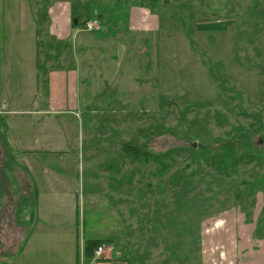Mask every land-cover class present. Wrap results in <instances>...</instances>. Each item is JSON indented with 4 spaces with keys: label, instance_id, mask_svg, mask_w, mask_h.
Listing matches in <instances>:
<instances>
[{
    "label": "rangeland",
    "instance_id": "1",
    "mask_svg": "<svg viewBox=\"0 0 264 264\" xmlns=\"http://www.w3.org/2000/svg\"><path fill=\"white\" fill-rule=\"evenodd\" d=\"M28 1L31 9L39 2ZM49 1L26 17L27 24H40L35 31L34 22L23 30L20 16L9 19L7 11L18 12L14 0H1V75L12 85L34 87L35 66L46 67L54 47L47 32ZM151 6L164 7L165 14L153 34L150 69L140 65L137 71L149 76L147 85L119 96L105 91L91 97L88 109L80 104L69 118L60 114L52 133L59 155L41 159L45 166L52 159L49 166L67 181V171H85L86 231L105 229L115 237L110 243L93 239L113 245L97 257L95 250L88 257L84 241H76L81 264H202L201 224L211 226L212 214L241 205L248 217L254 209L264 216V0ZM39 75L46 88V73ZM42 135L50 129L43 127ZM4 157L3 151L0 166L17 170L19 159ZM67 187L58 188L72 190ZM104 200L117 208L100 210ZM32 251L36 259L51 256Z\"/></svg>",
    "mask_w": 264,
    "mask_h": 264
},
{
    "label": "crops",
    "instance_id": "2",
    "mask_svg": "<svg viewBox=\"0 0 264 264\" xmlns=\"http://www.w3.org/2000/svg\"><path fill=\"white\" fill-rule=\"evenodd\" d=\"M14 1L18 12L7 11L9 19L20 16L23 30H28L32 22L35 31L40 30L36 21L27 24L26 17L37 15L42 0L34 9L28 0ZM164 2L50 0L47 32L54 47L50 57L45 58L46 67L41 70L35 66L34 87L23 89L20 82L12 85L10 77L2 78L0 62V154L4 151V159H19L15 163L17 170L0 166V264H81L76 241H84L86 248V239L101 238L110 243L115 238L105 229L97 233L86 231L85 171H67L71 177L67 181L64 173L65 177L49 166L52 159L46 166L41 159L59 155L53 135L59 127L60 114L69 118L80 104L81 110L84 106L88 109L91 97L106 95L105 91L114 90V95L119 96L124 95L119 91L147 85L143 81L149 76H137V71L141 70L140 65L150 69L153 45L156 46L153 34L161 30L165 14L164 7L151 5ZM87 20H97L108 30L104 32L100 27L90 32L75 26ZM11 30L16 31L14 22ZM43 55L46 57V52ZM42 71L46 73V88L39 75ZM30 96L33 99L28 103ZM43 127L50 129V135H42ZM59 183L72 190H60ZM60 196L66 199L61 204ZM29 198L31 203L27 202ZM104 205L117 208V204L104 200L99 204L100 210ZM261 214L262 209H254L248 217L241 205L212 214L211 226L201 224L202 264H264ZM104 217H99V222ZM32 250L50 251L51 256L36 259ZM153 251L155 248L151 247L148 254L154 255ZM29 254L33 259L26 258Z\"/></svg>",
    "mask_w": 264,
    "mask_h": 264
},
{
    "label": "built area",
    "instance_id": "3",
    "mask_svg": "<svg viewBox=\"0 0 264 264\" xmlns=\"http://www.w3.org/2000/svg\"><path fill=\"white\" fill-rule=\"evenodd\" d=\"M85 28L86 30L89 31H95V30H99V23L97 20H87L85 21ZM111 250L113 249V246L107 243H100L99 246L95 249V257L98 256H102V254H104L107 250Z\"/></svg>",
    "mask_w": 264,
    "mask_h": 264
},
{
    "label": "trees",
    "instance_id": "4",
    "mask_svg": "<svg viewBox=\"0 0 264 264\" xmlns=\"http://www.w3.org/2000/svg\"><path fill=\"white\" fill-rule=\"evenodd\" d=\"M85 22H80V23H77L75 24V26H83ZM232 143V142H231ZM230 144V143H229ZM229 149L233 148L235 149L234 146H232L231 148L228 147ZM227 148V149H228ZM228 153H231L230 151ZM149 154V153H148ZM102 243L100 240H93V239H90V240H87L86 241V248H85V252H87V255L88 257H93L94 255V250L99 246V244Z\"/></svg>",
    "mask_w": 264,
    "mask_h": 264
}]
</instances>
